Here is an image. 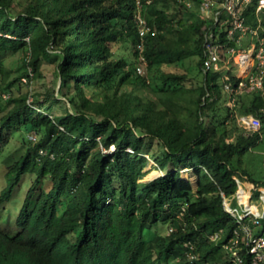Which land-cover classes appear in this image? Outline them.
I'll return each instance as SVG.
<instances>
[{"label":"trees","instance_id":"obj_1","mask_svg":"<svg viewBox=\"0 0 264 264\" xmlns=\"http://www.w3.org/2000/svg\"><path fill=\"white\" fill-rule=\"evenodd\" d=\"M140 2L148 26L143 37L136 0H0V56L24 53L21 72L6 85L9 97L0 94V159L13 130L37 137L2 159L0 206L24 176L35 179L16 229L0 219V264H239L224 248L237 228L224 200L236 199L243 178L264 187L242 168L264 130V95H239L231 108L222 73L203 70L210 21L195 13L202 0ZM257 2L244 11L253 26ZM52 45L63 57L54 79L60 87L14 93L23 77H44ZM192 57L203 76L196 84L186 85V72L163 71L186 68ZM151 71L161 85L152 86ZM2 73L1 66L0 79ZM239 115L259 117L260 130L247 134ZM154 144L164 175L142 182ZM105 146L114 151L104 153ZM186 167L194 168L196 189L181 180ZM46 179L49 191L40 188ZM218 231L221 238L212 241ZM239 250L243 264H252Z\"/></svg>","mask_w":264,"mask_h":264},{"label":"built area","instance_id":"obj_2","mask_svg":"<svg viewBox=\"0 0 264 264\" xmlns=\"http://www.w3.org/2000/svg\"><path fill=\"white\" fill-rule=\"evenodd\" d=\"M136 1L138 11L135 18L139 26V35L143 37L148 30L147 20L141 12L140 0ZM251 2L252 0H202L205 18L210 21L203 42V70L222 73L225 79L224 91L231 108L236 107L239 95L251 92L264 95V35H262L264 27L261 17L264 12V0L257 2L255 26L247 23L244 14ZM142 47L140 45V49ZM138 73L143 74L141 66L138 68ZM2 96L6 99L9 94L3 93ZM237 119L247 134L259 131L262 125L260 118L254 115H239ZM36 139L35 133L29 135V140ZM240 192H237L236 198L244 210L242 213L226 199L224 200L225 210L237 222V228L234 229L224 248L239 264H243L239 250L242 248L251 256L252 264H264V187L251 185L249 198L252 200L253 195H257L261 201L260 206L248 202L245 195L240 196ZM222 196L224 197V194ZM171 230L172 228L169 232ZM221 235L222 231L215 232L210 239L217 241ZM188 246L193 249L192 244L189 243ZM189 257L194 259L196 255L190 252Z\"/></svg>","mask_w":264,"mask_h":264},{"label":"rangeland","instance_id":"obj_3","mask_svg":"<svg viewBox=\"0 0 264 264\" xmlns=\"http://www.w3.org/2000/svg\"><path fill=\"white\" fill-rule=\"evenodd\" d=\"M182 1L188 4V2L191 3L192 0H182ZM170 3L173 4L172 0H170ZM195 13L198 16V18L204 19L206 17L205 12L203 10H200L199 12H195ZM117 51L121 54L125 52L121 46L117 49ZM23 57H24V53L22 52H14V53L5 52L0 56V60L2 62L1 66L3 71L2 77L0 79V94L3 93L7 95L9 94L6 92V85L9 81H12L21 72V71L18 72L17 68L21 65V60ZM62 62H63V57L60 56V51L55 47V45H52L50 57L43 60V64L41 67L44 77L38 81H33V82L29 81L28 78L23 77L21 86L18 83L13 87L14 93L24 92L28 89L32 90V92L35 91L44 92L47 90L53 91L55 88L58 89L60 87L61 81L59 79V82L56 86L54 79L59 63ZM163 71H178L181 73L186 72L191 79L190 81L186 82V85L196 84L197 82L202 81L203 78L198 67V57H192L190 60H188L186 68L165 67L163 68ZM147 76L149 77L152 86H157L162 84L158 72L156 71L147 72ZM29 83L30 86H28ZM3 102L4 100H0V105H2ZM56 112L61 113L62 107L58 106ZM223 113H224V109L222 110V114ZM231 126L232 124H230V127ZM31 133H27L26 131L23 130H19V131L13 130L11 132V137L9 139L10 141L9 145L5 148L4 154L1 156V158L3 159L7 154L20 148L24 142L29 140V135ZM113 151H114V146H110V147L105 146L103 148L104 153L107 152L111 153ZM150 151L152 158H150L149 164L144 169V171H146V175L144 176L143 179H141L142 182H151L154 179L164 175L162 169H160L157 166L156 160L154 158L155 156H153L160 154L161 148L157 144H154L151 147ZM2 159H0V193L6 185V181H5L6 168L2 162ZM242 168L243 171L257 183L264 182V130L261 132V139L259 140V142L256 145H254L243 156ZM180 173H181L180 174L181 180L185 181L186 183L190 181L193 188L196 189L198 177L195 174L194 168L192 167L181 168ZM34 179L35 176L31 174L24 176L21 182L16 187L12 199L9 202H5L0 206V219L3 227L8 228L11 231H14L16 229L15 228L16 218L19 214L20 208L24 203V199ZM246 185L251 186L254 184L250 183L247 178L241 179L238 185V193ZM52 186L53 184L50 181V179H46L40 185V188L44 189L45 191H49L52 188ZM243 192L248 202H254L258 206L261 205V201L257 195H253L252 200H250L248 190L245 189L243 190ZM117 195H119V192H117ZM237 195L238 194H236V196ZM241 195H243V193L240 194V196ZM230 202H232V206L234 208H237L238 212L242 213L244 211L243 208L238 204L237 198L233 199ZM65 203L66 200H64L60 204V210H59L60 213H62L65 207ZM167 229H168L167 225L158 228L160 232L161 231L166 232Z\"/></svg>","mask_w":264,"mask_h":264},{"label":"crops","instance_id":"obj_4","mask_svg":"<svg viewBox=\"0 0 264 264\" xmlns=\"http://www.w3.org/2000/svg\"><path fill=\"white\" fill-rule=\"evenodd\" d=\"M245 189L248 190V193H249V195H250V192H251V186H247V185H246V186L244 187V190H245ZM241 191H242V189H241ZM239 192H240V191H239ZM242 193H243V195H244V192H243V191L240 192V194H242Z\"/></svg>","mask_w":264,"mask_h":264}]
</instances>
